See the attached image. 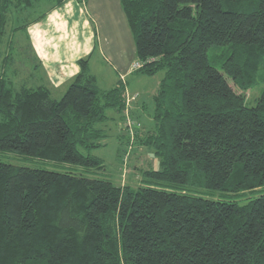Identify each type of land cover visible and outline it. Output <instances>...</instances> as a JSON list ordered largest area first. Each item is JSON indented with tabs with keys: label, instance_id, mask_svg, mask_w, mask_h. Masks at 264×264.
Returning <instances> with one entry per match:
<instances>
[{
	"label": "trees",
	"instance_id": "16d2710c",
	"mask_svg": "<svg viewBox=\"0 0 264 264\" xmlns=\"http://www.w3.org/2000/svg\"><path fill=\"white\" fill-rule=\"evenodd\" d=\"M65 2L0 0V48L11 47L8 25L23 19L10 31L27 34ZM120 4L136 72L162 73L154 127L133 137L157 168L135 186L96 176L103 160L91 152L107 111L124 125L125 88H99L88 58L60 98L1 69L0 264H264V88L254 105L245 97L264 82V0Z\"/></svg>",
	"mask_w": 264,
	"mask_h": 264
},
{
	"label": "crops",
	"instance_id": "0c3cea01",
	"mask_svg": "<svg viewBox=\"0 0 264 264\" xmlns=\"http://www.w3.org/2000/svg\"><path fill=\"white\" fill-rule=\"evenodd\" d=\"M26 33L37 62L36 69H40L38 85L48 87L52 95L58 94L56 98L63 95L79 72L78 61L83 58H88L89 72L103 90L116 87L121 75L125 76V89L129 94H133L129 85L131 78L140 83L146 81L142 79L144 75L129 70L136 61L134 37L120 0H66L62 7L48 13L46 21L30 25ZM97 64L107 70L99 71ZM145 100L148 101V95L143 91L131 105L132 116L141 123L143 133L154 127L152 106H147ZM156 168L154 159L151 169ZM138 180L141 182L142 178Z\"/></svg>",
	"mask_w": 264,
	"mask_h": 264
},
{
	"label": "rangeland",
	"instance_id": "374dc122",
	"mask_svg": "<svg viewBox=\"0 0 264 264\" xmlns=\"http://www.w3.org/2000/svg\"><path fill=\"white\" fill-rule=\"evenodd\" d=\"M46 7L47 4L43 3L38 6L37 10L38 12H40L45 10ZM32 15H36L35 12L31 13V16ZM47 16L48 14L45 16L44 19L39 22L46 21ZM22 21L24 20L20 19L17 22H13L11 25H8L6 39L10 42L11 47L9 48V46H6L4 43L0 48V51L2 57L7 56L8 54H12V61L8 62V64L0 61V71L4 68L7 71L6 76L18 86L24 83H37L38 85V83H40V69H35V67H37V62H35L36 60L34 59L33 54L31 53L29 39L26 37L25 32L21 30L15 33L14 35L10 31L12 27H15ZM54 36H59V34H55ZM212 64L218 67L217 64ZM97 65L99 71L107 70L104 67L102 68L100 64ZM94 70L95 67L93 63V71ZM161 77L162 73H158L153 77L144 76V78L142 79L146 81L143 83L137 82L136 79L131 78L129 82L131 90L134 91V89H136V91H132V93L138 94L139 96L143 93V91H145V93L148 95V101L145 100V103L147 104V106H152L151 97L153 95V91L156 90L157 84ZM257 80V84L253 88L248 90L245 94V97L247 99L246 102L248 105H254L262 89L264 88V82H261L259 78H257ZM227 82L236 93H240L238 88H236L230 80L227 79ZM121 83L124 85L123 87L125 88V84L122 81ZM125 92L128 93L126 89L124 90V93ZM57 95L58 94L54 93L53 97L56 98ZM131 105L128 109V115L134 122L139 124L138 128H140L142 127L141 123L134 120L135 118L132 116ZM107 112L109 120L107 121L106 126L103 127L106 130V136L101 140L102 146L92 150L91 152L93 155L103 160L104 168L103 170L96 171L98 173V175L96 176L110 180L115 186L125 184L135 186L139 183L138 179L143 178L142 171L151 169V164L152 162H154V158L152 157V154L149 152L148 149H136L137 145L134 144V139H131L126 133L122 120L119 119L120 116L118 114L110 110ZM124 112L125 109L123 110V116ZM110 115L113 116L110 117ZM117 123L120 127H118ZM125 135H127V138H125ZM7 158L8 156L0 155V160L6 161ZM134 159H136V161ZM131 163L135 165L132 166ZM53 165L56 164L46 163L44 165L40 164L38 165V167H43L47 170L65 171V168L57 167L61 165ZM197 192L199 193V195L206 198L228 199L227 197L221 196L217 192H208L206 190H198Z\"/></svg>",
	"mask_w": 264,
	"mask_h": 264
},
{
	"label": "built area",
	"instance_id": "2783aa9c",
	"mask_svg": "<svg viewBox=\"0 0 264 264\" xmlns=\"http://www.w3.org/2000/svg\"><path fill=\"white\" fill-rule=\"evenodd\" d=\"M142 63L140 62H134L131 66H130V73L133 71L138 70L139 68H141ZM124 79L125 76L121 75L120 76V81H122L124 83ZM124 97V102H125V112H124V117H125V123H124V128L126 130V133L128 134V136L133 139L134 137V132L135 130L139 127V124H137L136 122H134L128 115V109L131 105V103L135 102L138 98V94H129L127 92H125L123 94Z\"/></svg>",
	"mask_w": 264,
	"mask_h": 264
}]
</instances>
